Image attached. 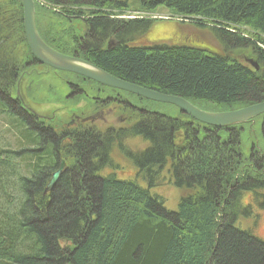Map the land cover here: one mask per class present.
<instances>
[{
	"label": "trees",
	"instance_id": "16d2710c",
	"mask_svg": "<svg viewBox=\"0 0 264 264\" xmlns=\"http://www.w3.org/2000/svg\"><path fill=\"white\" fill-rule=\"evenodd\" d=\"M35 5L37 28L48 45L120 79L206 110L264 101V0H35ZM159 8L208 24L223 52L204 43L191 46L197 42L136 44L155 19L122 17ZM0 39V264H264V240L238 226L253 213L252 204L242 205V194L252 193L259 204L264 187V114L217 128L174 105L104 87L168 106L178 116L142 106V113L130 108L138 119L124 129L102 132L82 123L68 128L58 117L45 120L25 109L14 95L30 58L44 72L34 75L26 68L22 97L43 104L50 95L41 86L33 99L26 88L48 67L38 64L28 46L21 0H0ZM244 50L258 69L228 54ZM134 137L148 144L138 154L118 148L141 179L105 172L115 166L110 159L115 141ZM64 155L70 166L46 193ZM166 165L173 186L185 191L176 210L150 191Z\"/></svg>",
	"mask_w": 264,
	"mask_h": 264
},
{
	"label": "rangeland",
	"instance_id": "374dc122",
	"mask_svg": "<svg viewBox=\"0 0 264 264\" xmlns=\"http://www.w3.org/2000/svg\"><path fill=\"white\" fill-rule=\"evenodd\" d=\"M122 18L129 19V18H146V19H155L154 23L150 27V29L136 37V44L138 45H148V44H162V43H186L190 44V42H197V44H191V46H197V47H205L201 43H204L206 46L211 47L207 48L212 52H223V48L220 44L216 42V39L214 38V35L211 30H209L208 24L204 26H200L196 24L197 20L194 19H185L183 17L175 16L172 13H170L168 10L159 8L154 12L151 13H142V12H130L129 15H125ZM24 20V19H23ZM214 49V50H213ZM216 50V51H215ZM229 55L241 60L244 63H247L249 65L250 61L255 62L254 56L250 54L249 51L244 50L241 52L236 51H229ZM72 56V55H71ZM77 57V56H74ZM80 58V57H79ZM68 78V76H67ZM64 79L59 80L56 77L50 76L47 73H44L42 75H39V78L36 79V81L32 83H29L27 85V89L29 91H32L33 88L36 87V84H39V86L44 85L49 90L50 88H57L60 84H64ZM30 82V81H29ZM83 84L82 87L86 88L87 90L90 89L91 85L89 83L83 82L80 83ZM32 85V87H31ZM29 86V87H28ZM66 92L69 93V88L66 87ZM22 93V92H21ZM91 93L94 94L92 91ZM113 92L110 91H104L103 95L101 96L102 99L106 97L107 94H112ZM14 95L18 96V93L16 94V90H14ZM121 98H126L135 104H139L138 106H147L151 107L150 109L154 108L155 111L161 112L162 114L168 115L170 117H176L178 114L176 113V110L168 107V106H160V105H150L147 102L139 101L136 98L132 96H128L123 94ZM48 99H52V97H48ZM47 99V100H48ZM85 99V98H84ZM44 104H39L37 102L31 101L32 106L35 108L37 112L40 114L51 118L52 116H55L57 114L58 116H61L64 120L63 123L67 126L73 119L69 116L68 112H65L67 110H64L63 112L61 110H57L59 108H62L64 106L65 102L62 98H60L61 106H59L56 102L48 103V101ZM90 104L88 105L86 102L81 101L78 105L75 103L74 99L71 101H67L66 105L74 107L76 105L78 114L81 115L82 118H86L90 115H92L94 112L91 106L93 103L87 99H85ZM126 105H119L116 102L113 101H106L101 104V107L97 110L99 120L95 123H86L84 126L86 129H91V127L105 132L111 127H128L130 124L123 121V118L126 116ZM80 108V109H79ZM70 110H72L70 108ZM69 110V112H70ZM214 111V110H212ZM178 112V111H177ZM83 113V114H82ZM51 120V119H49ZM87 121L89 118L86 119ZM125 122V123H124ZM0 124H2V119H0ZM76 124H72V126H75ZM70 126V127H72ZM78 126V125H77ZM3 128V127H2ZM69 128V127H68ZM0 131H1V125H0ZM148 144L144 142L142 139L138 137L134 138H126L121 139L118 141H115L112 152L110 155V159L114 160L113 163L115 166L110 167V170H105V172H117V177L119 178H125V179H136L138 175L137 169L134 167L130 160V156L127 154L124 155L121 148L119 149L118 146H122V148L129 149L130 155L132 153L138 154L140 151L144 149ZM65 160V168L70 166V160H67L66 155L63 156ZM257 158V155H256ZM255 157L253 159H256ZM252 160V159H251ZM115 167V168H114ZM163 167V166H162ZM157 180V185L154 186L150 191L153 194H158L162 196L165 199L166 207L169 210H176L178 202L180 198L183 196L185 191L183 189H178L175 186H173V183L171 181V175L169 172V167L166 165L164 168H161V172L159 173ZM141 182L142 187H148L147 181L139 180ZM259 204L254 203V195L252 193H243L241 196V202L242 205L245 206L247 204H252V212L251 216L247 215L246 217L242 216L238 222V226L242 229H250L252 233L264 240V187L259 189ZM223 210V209H222ZM222 212V211H221ZM223 214L221 213V217Z\"/></svg>",
	"mask_w": 264,
	"mask_h": 264
},
{
	"label": "water",
	"instance_id": "95a60500",
	"mask_svg": "<svg viewBox=\"0 0 264 264\" xmlns=\"http://www.w3.org/2000/svg\"><path fill=\"white\" fill-rule=\"evenodd\" d=\"M21 2L23 4L24 30L28 46L34 57L40 63L48 67L60 71L71 72L93 80L101 85L126 91L151 101L174 105L178 107L181 112L189 115L193 119L217 128H227L245 124L249 121H254L255 118L264 114V101L235 110L212 111L202 109L181 96L162 93L125 81L110 74L94 63L79 57L61 53L48 45L39 34L36 23L35 0H21ZM250 64L258 69L256 62L250 61ZM18 97L22 100L25 109L45 119L35 110L32 104L25 102L19 88ZM84 120L86 121V119ZM65 163V160H62L59 169L53 173L46 187V193L50 192L59 180L65 169Z\"/></svg>",
	"mask_w": 264,
	"mask_h": 264
},
{
	"label": "flooded vegetation",
	"instance_id": "af4514ba",
	"mask_svg": "<svg viewBox=\"0 0 264 264\" xmlns=\"http://www.w3.org/2000/svg\"><path fill=\"white\" fill-rule=\"evenodd\" d=\"M3 40L4 39H0V47H1L2 43H3ZM72 56L79 57L78 55H72ZM36 61L38 62V64L44 65V64L40 63L38 60H36ZM33 63H34L33 58H30L28 61H26L24 63V65H25L26 68H28L30 70H34L33 72L30 71L34 75L35 74H39L40 72H44V70H41L39 68H35V65ZM44 66H46V65H44ZM46 67H48V66H46ZM26 68L23 69L22 72H21V76L22 77H23L24 72L26 73V71H25ZM45 70H46L47 74H49L50 76L56 77L59 80H63V79L65 80L63 85L60 84L59 86H57V88H50L49 87V90L47 89L48 92H50V95L48 97H52V99H48L47 101H48V103L56 102L57 104L59 102V104H60L59 106H61V102L62 101L60 100V98H62L64 100V102H65L64 106H62V108H59L57 110H61L62 112L64 110H67L65 112H68V114L71 117V119H73L71 121V123L68 124V127L72 126V124H76L75 126H77V125H79L81 123L82 124H86L88 122L95 123L96 121H98L100 118L98 116L97 110L101 107V104L106 102V101L116 102L118 104V106L119 105H121V106L126 105L127 106V107H125L126 108V115H124L126 117L123 118V121L127 122L128 124L136 122L137 119H138L137 118L138 115L134 114L136 112H133L132 110L130 111V108L136 109L140 113L145 112L143 110L142 106H138L137 104H135L134 102H132V101L126 99V98L125 99L121 98V96L123 94L127 95L126 93H122V92L112 91V90L106 89L104 87H107V86L101 85V84L91 80V81L95 82V83H92L90 81V79L85 78V77L80 76V75H77V74H74V73H71V72L60 71V70L53 69L51 67L45 68ZM67 76H68V78H67ZM22 77L19 78L20 80L18 79L19 81H17L16 87H18V88H20L19 83H20ZM83 82L89 83L91 85L89 90H87L86 88L82 87L83 84H80V83H83ZM29 83L33 84V81L31 82V79H30ZM41 86H44V85H41ZM41 86H39V84H36V87L33 88L32 91H29V93H30V95H31V97L33 99H36L41 94V91H42V90H40ZM31 87H32V85H31ZM66 87L69 88V93L66 92V90H65ZM92 91L94 92V94L91 93ZM104 91H110V92H113V93L112 94H107L106 97L104 99H102L101 96L103 95ZM16 94H17V90H16ZM84 98L89 100V101H91L93 103L91 108L93 109L92 112H94L92 115H90V116H88L86 118H82L81 115L78 114L79 112H76L77 111L76 105L74 107L66 105L67 101H71L73 99H74V101H75V103L77 105L81 101H84V102H86L89 105L90 103L87 102ZM45 102L46 101H44V103ZM70 108L72 110H70ZM69 110H70V112H69ZM42 117H44L46 120H49L52 117H56V118L58 117L60 120H64L61 116H58L57 114H55V116H52L51 118L46 117L44 115H42ZM87 118H89V120L85 121L84 119H87ZM91 128H93V127H91ZM117 128L124 129L125 126L117 127ZM117 128L116 127H111L110 129H112L114 131ZM105 170H109V168L106 167ZM115 173L117 175L116 171H115Z\"/></svg>",
	"mask_w": 264,
	"mask_h": 264
}]
</instances>
